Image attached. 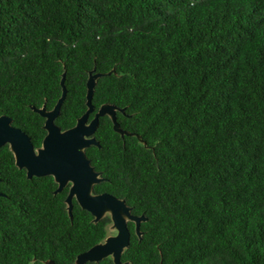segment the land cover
Here are the masks:
<instances>
[{
	"label": "trees",
	"instance_id": "obj_1",
	"mask_svg": "<svg viewBox=\"0 0 264 264\" xmlns=\"http://www.w3.org/2000/svg\"><path fill=\"white\" fill-rule=\"evenodd\" d=\"M100 146L87 156L106 180L96 193L126 200L132 264H264V0H0V113L40 146L45 118L67 94L55 123L87 109L92 71ZM27 177L0 147V264H75L107 236L57 188ZM86 264H114L111 257Z\"/></svg>",
	"mask_w": 264,
	"mask_h": 264
},
{
	"label": "water",
	"instance_id": "obj_2",
	"mask_svg": "<svg viewBox=\"0 0 264 264\" xmlns=\"http://www.w3.org/2000/svg\"><path fill=\"white\" fill-rule=\"evenodd\" d=\"M111 73H115V69H112L106 73H93L92 71L89 73L86 93L87 109L80 117L77 118L75 125L67 129H62L55 123V119L60 114L61 106L67 94V88L65 85V71L62 73L60 81L62 93L53 108L47 109L46 103H44L41 107L31 106L33 111L45 118L44 129L46 130V134L41 145H46L50 148V155L53 158L80 156L82 161L86 162L88 182L91 185V192H95L94 187L96 184L106 180V178L102 177L101 172L95 169L91 159L86 153L88 147L92 145L98 147L100 146L99 141L94 135L99 126L100 117L104 115L109 116L113 122L114 131L119 133L121 136L135 135L137 138H139L143 145L147 146L146 142L141 139L139 134L129 132L121 128L120 123L117 121V112L120 111L124 113L125 108H120L112 103H103L95 112L94 117L89 120L90 114L94 111L92 99L97 80L99 77ZM0 120L7 122L5 125L3 143L0 144V147L6 144L9 146L10 151L14 155L15 165L20 169H26L28 178L33 176L51 175L54 178L55 183L58 185L54 191V194L62 191L66 186H64L62 183H59V178L54 176L53 170L31 167L28 163L29 149H39L41 145L36 147L31 141L30 136L25 131L13 125V119L10 116L3 114L0 116ZM9 129H11L12 132L20 133L22 139L13 137L8 131ZM69 132L75 133V137H68ZM14 139L17 140L16 143H13ZM71 187L72 185L70 184L69 192L65 199L66 209L71 219L73 218V199H76L81 208L86 209L93 215L92 221L94 223L99 222L106 216H109L111 219V222L107 225V236L105 239L91 246L88 250L79 253L75 259V264L99 262L107 257H111L114 264H132V262L129 260L122 261V255L130 245L131 232L128 223L133 222L135 224V233L138 238L141 239L143 233L140 229V225L143 221L147 220V217L144 215L133 214L132 207L127 204L125 199L119 198L111 193L95 192L96 195H89L81 199L79 193L70 191ZM101 194L107 198L106 202L104 203L97 202L100 200ZM0 195H2L1 192ZM68 201H71V205L68 203ZM40 264H55V262L52 259H47L42 261Z\"/></svg>",
	"mask_w": 264,
	"mask_h": 264
},
{
	"label": "snow or ice",
	"instance_id": "obj_3",
	"mask_svg": "<svg viewBox=\"0 0 264 264\" xmlns=\"http://www.w3.org/2000/svg\"><path fill=\"white\" fill-rule=\"evenodd\" d=\"M3 113H0L2 116ZM6 121L0 120V144L3 143L5 134ZM13 137L22 139L20 133L8 130ZM68 137H75V133L69 132ZM17 140H13L16 143ZM28 163L31 167L45 168L53 170L54 176L59 178V183L64 186L72 185L70 191L79 193L81 199L89 196L96 195L95 192L90 191V183L88 182V171L86 162L82 161L80 156H72L67 158H53L50 155V148L46 145H41L39 149H29ZM107 198L101 194L98 203L106 202ZM71 205V201H68ZM114 210V209H113ZM111 214V213H109Z\"/></svg>",
	"mask_w": 264,
	"mask_h": 264
},
{
	"label": "flooded vegetation",
	"instance_id": "obj_4",
	"mask_svg": "<svg viewBox=\"0 0 264 264\" xmlns=\"http://www.w3.org/2000/svg\"><path fill=\"white\" fill-rule=\"evenodd\" d=\"M89 120H90V119H89ZM68 186H70V184H69ZM66 187H67V186H66ZM66 187H65V188H66ZM68 192H69V191H68Z\"/></svg>",
	"mask_w": 264,
	"mask_h": 264
}]
</instances>
